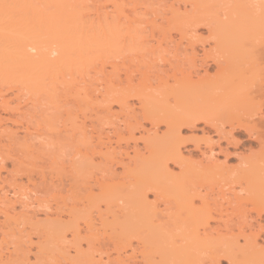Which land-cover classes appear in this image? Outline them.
<instances>
[{
  "label": "bare ground",
  "instance_id": "6f19581e",
  "mask_svg": "<svg viewBox=\"0 0 264 264\" xmlns=\"http://www.w3.org/2000/svg\"><path fill=\"white\" fill-rule=\"evenodd\" d=\"M112 1L114 2L112 3L113 11L103 6L97 8L95 16H90L85 0H0V82L19 78L18 81L25 84L24 86L35 88V86L44 85L43 81L49 78L47 83L50 86H45V89L50 91L53 102L61 103L62 101V104H65L64 100L68 101L67 99L71 98L78 105L90 106L99 99L98 96H101L102 100H99L104 103L102 111L109 116L115 113L111 102L118 103L125 111L131 107L128 98L132 95L138 97L144 118L153 123L155 138L160 137L168 141L165 140L167 144L162 147L157 145H161V141L157 144V141L145 144L147 154L137 150V144L134 147V157L133 155L128 157L127 152L131 162L126 161L129 164L126 165L124 162L122 165L124 169L126 168L123 178H128L127 181L118 180V172L116 173L113 167L118 154L113 142L120 147V140L126 138L119 122L110 121L113 125L112 131L117 137L115 141L110 134H104L105 128L97 131L93 128L97 133L95 139L92 134L95 131L92 130L93 132L90 131V133L84 120L78 124L79 122L74 120L79 117L77 116L73 118L75 122L73 120L71 122H74V126L77 123L75 128L71 124L73 129L71 136L74 141L76 140L74 144L80 145L76 151V154H81L80 157L93 159V155L99 153L105 160L101 173H92L94 181L93 184H88L90 185L87 194L89 199L91 200L95 195L93 192L95 186L101 194L105 195L127 192L128 194L123 197L124 199L127 197L126 203L136 212L142 227L146 230L152 228L154 233L160 236L163 242L161 255L164 264H204L201 262L199 252L201 249L211 252L214 264H220L221 259L225 257H229L230 264H234L238 256L236 248L241 250L240 252L264 251V248L257 249L260 244L258 243L260 232L245 234L243 227H238L239 233L231 235L232 240H229L227 236L220 233L219 228L211 226V221L219 218L214 210L227 212L230 206L236 204L238 212L244 213L242 215L245 216L248 212V209L244 208L245 203L252 202L256 205L264 203V173H259L261 170L264 171V0H184L191 5V8L187 9L185 4L184 11H181L182 6H175L181 0H174L164 9L160 21L157 19L159 9L155 7L156 4L162 6L159 0H145L142 3L141 0H127L129 4L134 1L132 8L125 0ZM140 4L144 7L138 8ZM127 7L131 10L128 11ZM200 25L208 28L209 35L206 38L203 37L204 40L199 39L201 35H196ZM174 29L180 33L179 40H176L172 34ZM232 34L238 37L234 47L228 41L232 39H228ZM150 39H154L155 42L150 44ZM184 39L187 40L186 44L183 42ZM199 41L202 53L200 48V51L196 48L198 46L196 42L198 44ZM212 41L214 45L210 46ZM206 44L210 47L206 48ZM136 57L137 60L141 59L138 57H142V62L145 61V64L149 61L145 60L146 57L154 59L153 63L160 58L169 66L163 62V65L166 64L168 67L165 66L166 68L162 69L156 67L157 69H154L156 75L151 74L154 77L153 81H150V76L145 75L147 71L142 70L144 76L139 77L138 83H134V75L131 74L134 71H131L130 65L131 67L126 70L125 83H123L119 77L120 67H128V64H131L129 61L135 60ZM107 63L112 69L106 68ZM132 63H136V60ZM99 64L101 66L97 67ZM90 65H96L95 76H97H91L92 78L89 79L87 77H90L91 69L88 68ZM158 65L160 66V63ZM134 66L137 65L134 64ZM212 66L216 67L214 73H210L209 70ZM145 69L148 68L145 67ZM201 69H203L202 74ZM68 75L71 76L70 79L67 78ZM79 78L83 79L81 81L85 82L84 85H79ZM155 80L156 87L153 86L156 83ZM152 86L162 94L161 98L152 90L149 91ZM2 92L4 91L0 89V98H2L1 95L4 97ZM94 92L96 94H93ZM169 96H173L174 104ZM202 97L214 98V103H219L223 107V114L221 116H213L212 112L210 114L209 107L206 108L207 101L205 103ZM199 98L204 101L205 110H203L204 105L198 103ZM8 101L2 98L0 103L8 107ZM184 102H193L196 107L189 112L186 109V113L175 111L174 107ZM57 106L60 105L57 104ZM242 106L247 109L246 117L239 116L234 111ZM7 107L4 108L7 109ZM132 112L137 118L134 108ZM199 119L214 125L219 134L232 138H234L233 130L236 128L246 130L259 142L258 150L251 151L244 158L240 157V162L236 166L213 163L206 165L203 173L200 171V174H196L198 171L194 170L195 164L193 165L181 151L180 144L183 139L180 130L186 124L194 126ZM161 121L167 126L162 136L157 133ZM226 125L229 126L228 129ZM125 126L129 128L130 124L125 123ZM26 129L28 132L30 126H26ZM128 130L129 137L136 139L131 128ZM146 131L149 133V130ZM30 144L27 145L30 146ZM207 145L211 149L209 152L214 151L213 144ZM211 154L209 156H212ZM123 160L121 157L120 164ZM132 160H134L133 166ZM169 161L179 164V172L170 169ZM146 166L156 167V173L142 174L141 170ZM120 178H122L121 175ZM205 181L216 182L219 185V187L216 185V188H219L221 198L227 199L226 206L222 200L211 202L210 200L214 199H210L211 193L198 189L199 182L202 183L203 188H206L203 184ZM226 186L230 187L233 198L227 196ZM14 190L16 196L14 200H11L12 198L10 199L7 194L0 195V203L5 205L0 206V209L6 220L11 216V205L15 207L17 206L15 203H19L21 207H24L25 212L34 205L31 201L33 190L28 188ZM150 191H154L156 199L165 198L164 209H157L159 205L156 204V200L155 204L149 201ZM73 193L76 195L75 192ZM196 199H200L201 204H197ZM75 208L74 206L73 209ZM99 212L100 225L96 224L91 213H88L85 220L86 229L89 232V246L100 253L95 261L92 252V260L95 264H132L129 257L130 255L133 257L137 252L143 259L147 258L149 244L145 242V239L140 241L143 246L141 250L133 248L131 238L128 235L123 236L122 231H117L116 227L102 218L103 213ZM256 212L258 218H262V210L258 209ZM23 216H25L24 213ZM165 217L168 218L164 223L166 226L155 223V220ZM28 218L31 219L30 216ZM171 225L174 228L168 229ZM72 227L74 234L79 235L81 232L79 223L76 222ZM263 227L264 225H260V228ZM164 228L168 229L166 233H163ZM109 229L112 231L109 232ZM215 232L216 236H214ZM240 236L245 239V245H239ZM216 241H218L217 244ZM96 244L100 247L97 248ZM111 245L116 251L115 256H112L108 249ZM103 246H106L107 250H103ZM128 247L133 249L132 254L131 252L129 255L123 254ZM75 248L78 253L80 247ZM103 252L107 256L106 261H104Z\"/></svg>",
  "mask_w": 264,
  "mask_h": 264
},
{
  "label": "rangeland",
  "instance_id": "374dc122",
  "mask_svg": "<svg viewBox=\"0 0 264 264\" xmlns=\"http://www.w3.org/2000/svg\"><path fill=\"white\" fill-rule=\"evenodd\" d=\"M126 1L127 0H125V2ZM143 1L145 0H141V3ZM159 1L162 6L159 4L155 5V7L159 9V16L157 15V19H159L158 21L162 20V13L164 9L167 8L168 5H170V3H172L174 0ZM128 2L129 1L126 3L129 4ZM184 2V0H181L177 2V4H179H175V6H182L181 11H184L185 4L187 5V9L191 8V5H189L190 3ZM85 3L88 4L87 12L90 14V16H95V11L97 8H101L103 6L108 8L105 9L109 11L112 9L113 11L112 3L114 2L112 0H85ZM133 3L134 1H131V4H129L131 6L130 8H132ZM138 6V8L144 7L143 4L142 6L141 4ZM127 8L129 11L130 8ZM215 14H217V12ZM151 17L154 16L151 15ZM172 34L175 36L176 40H179L180 33L178 30L174 29ZM196 35H201V38L199 39L204 40L206 36L209 35L207 26H198ZM203 37L205 38L203 39ZM236 37L234 34H232V36L229 35L228 37V39L232 38L231 40H228L232 47H234L236 42H238V37ZM154 42V39H150V44ZM183 42L186 44L185 42H187V40L185 41L184 39ZM199 43L201 42L199 41L198 44L196 42V46L198 45L196 48H200V53H202L201 44ZM211 45H214L213 41L210 43V46ZM210 46L209 44H206V48ZM200 49L198 51H200ZM138 58L141 59L137 60L136 57L135 60L137 64L134 63L137 66H134L132 63L135 62V60H131L129 61L131 64H128L127 62L129 66H126L128 67H120L119 77L123 80V83H125L126 70L131 66V71H134L131 73L132 76L134 75V83H138L137 81L140 80L139 77L142 78L144 76V73L142 74V70H146L147 73L145 72V75L150 76V81H153L154 77H152V75L154 76V72H156L154 69L156 67L159 69L161 67L162 69L169 66L166 61H162L160 58V60L157 59L153 63L154 59L151 60L146 57L147 59L145 58V60H149L148 64H145V61L142 62V57ZM150 58H152V56ZM163 62L168 64V66L165 63V65H163ZM158 63H160V66ZM154 64L157 65L154 66ZM98 66L101 65L99 64L97 67ZM95 67L96 65L88 66V68L91 69V72L90 77L87 78L90 79L95 76ZM145 67L148 69H145ZM106 68L108 70L112 69L109 63H107ZM215 69V66L210 67V73H214ZM200 71L202 74L203 69ZM76 76L77 75H75V77ZM70 77V75L67 76L68 79H70ZM12 79L14 80L10 79L9 82H0V89L4 91L2 92L4 97L3 95L1 96L3 99L5 98L9 100V105L7 104L8 107L6 105L2 106L0 103V123L2 124H0V161L2 160L0 162V195L5 196L7 194L9 195L8 197H10V199L12 198L11 200H14L16 199V196L14 195V189H31L33 190L31 193V196H33L31 201H33L34 204H32L34 211L33 207H30L25 212V209H23L24 207H21L19 203H15L17 205L15 207H11L12 205L10 206V203H8V206H10V214L13 216H10V218L6 220L3 215V211L0 209V255L3 256H0V264H95V262L92 260V256L94 254L93 257L95 261H97L96 259L99 258L100 253L94 249H91L89 246V232L86 229L85 220L87 219L88 213H91L95 218L96 224L100 225L101 219H98V217H100L98 216L100 213L99 211L103 213L102 218H104L107 222H110L113 227H116L117 231H122L123 236L128 235L131 238L133 248L141 250L143 248L142 243L140 242L142 239H145V242L149 244L147 248V258L143 259L142 255L137 252L136 255L134 254L135 256L133 255L134 258L131 255L129 257V259L131 258L130 261L133 262L132 264H164V260L161 255V246L163 242L160 236L155 234L152 228L146 230V228L142 227L139 217L136 216V212L132 210L129 204L126 203L127 197L125 199L123 197V195L128 194L127 192H117L114 195H105L101 194L98 187L95 186L93 191L95 195L91 200L89 199L87 196L89 193L88 187L93 184V174L101 173V169L105 166V160L99 153L94 154L93 159L80 157L81 154H76V151H78L77 148H79L80 145L77 142V144H74L76 140L74 141L73 137L71 136L73 133L72 126H74V120H76V122L78 121V124L81 123L80 121L84 120L89 132L92 130L95 131L93 128H95L96 131L98 129L105 128L104 134H110L113 138V141H115L117 137L115 136L114 131H112L113 125L111 122L114 120L119 122L121 129L124 130L123 133L126 135V138L120 140V147L116 142H113V145L116 147V151L118 152L117 160L113 162V167L115 168L116 173L118 172V180L122 179L127 181L128 178H123L126 173V168L124 169V166L122 165L126 161L131 162L129 161L130 158L128 157L130 155H133L134 157V147L136 144L138 146H136L137 150L144 153L147 150L145 149V144L156 141L157 144L161 141V145H157L162 147L163 145L165 146L167 144L166 141H168L166 139V141L162 140L160 137L155 138V128L152 126L153 123L151 120L144 118L138 97L132 95L128 98V102L131 107H128L125 111L121 109L118 103L111 102L112 109L114 110L112 111L115 113L113 116L110 115V117L108 114H106V112L102 111V106L104 103H102L103 101L101 102V96H98V98L101 100H96L98 103L94 102L92 103L93 105L90 104V106L84 104L78 105L74 99L71 100V98H69L70 96H68V101L64 100L66 104L65 105L62 104V101L61 103H58L60 101L53 102L52 98H50V91L48 92L45 89V86H50L47 83V79L48 81L50 80L49 78H46V80L43 81L44 85H38L41 87L44 86L43 88L38 86H35V88L31 86L26 87L24 86L25 84L23 85L22 82L18 81L19 78H17L18 80H15V78ZM81 80L83 81V79H80L81 83L78 82L80 86L82 84L84 85L85 83H82ZM156 85L157 81L153 84V86L156 87ZM153 86L150 87L149 91L152 90L156 96L161 98L162 94ZM19 87H22V90H20ZM93 94L96 93L94 92ZM2 98H0V100H2ZM95 98L96 96L94 95V99ZM169 98L172 104H174L173 96H169ZM202 99H204L205 103L207 101L208 105H206V108L209 107L210 109V111L207 109L206 111L209 113L212 112L213 116H221L223 114V107L220 106L219 103H214V98L208 99L202 97ZM202 99L200 100L199 98L198 103L204 105L203 110H205V103ZM57 104L63 106L58 107ZM4 107H7V109ZM195 107L196 105L193 102H184V104L182 103L178 105V107L175 106L174 109L175 111L177 110L178 113H186L187 110L188 112L189 110L193 111ZM133 108L137 112V118L132 112ZM234 111L239 116L246 117L247 109L245 106H242ZM77 116L79 117L75 119L74 117ZM116 116L117 118H115ZM127 116L132 118L129 117L128 121ZM72 120L74 121L73 123H71ZM125 123L130 124L129 128H131L133 133H135V135H133L136 137V139L134 137L131 138V136L129 137V128L125 126ZM71 124L73 125L71 126ZM26 126H30V129H28L30 132H26ZM75 126L77 127V123ZM225 127L226 129L229 128L228 125ZM166 129V123L161 121L159 123L157 133L162 136V133L165 132ZM146 130H149V133ZM96 131L95 133H92L94 134L95 139L97 138L95 137L97 135ZM180 134L183 139V142L180 144L181 151L186 158H189L192 161L193 165L195 164L194 170L196 169L195 171H198L196 174H200V171L203 173V169L206 168L205 166L211 165L213 163H226L228 166H236L240 162V157L244 158L245 155L247 156L249 153H251V151L258 150L259 148V142L251 137L246 130L236 128L233 130L234 138L230 136H224L223 134H219L216 131L214 125L211 123H206V121L203 119H199V121H197L194 126L189 124L184 125L181 127ZM105 139L107 140L106 137ZM207 142L210 143V145L213 144V146H211L213 147L214 151L212 150V152H209L210 148L207 145ZM27 144H30V146ZM103 150L106 151V148L103 147ZM127 152L129 153L128 157L126 154ZM145 153L147 154L148 152ZM210 154L212 156H209ZM121 157L124 160L120 164L119 160H121ZM209 157L211 158L209 159ZM217 159H219V161H217ZM207 160L209 162H207ZM128 162L125 164H129ZM133 162L134 160H132V166ZM169 167L175 172H179L180 170L179 164H176L173 161H169ZM156 171V167L146 166L141 170V173H147L146 175H151L156 173ZM259 173H264V171L261 170ZM120 175L122 178H120ZM88 184L90 185L88 186ZM203 184L206 188H203L204 186L202 187V183L199 182L197 183L198 189L202 192L211 193L210 199L214 198L210 200L211 202H214L215 200H222V202L224 201V206H226L227 199L221 198L222 195L218 192L219 188H216L217 186L219 187V185H217L216 182L207 183L205 181ZM226 187L225 188L227 190L225 191L228 192L227 196L233 198V196H231L233 193L231 189L229 190L230 187ZM236 188H238V186H236ZM126 190L129 191V189ZM73 192H75L76 195ZM148 199L150 202H153V204H155L156 200V204L159 205V207H157L158 210L165 208V198L159 197L156 199L154 191L149 192ZM196 203L201 204V200L196 199ZM244 205V208L248 209V212L245 214L246 218L242 215L244 213L240 214L241 212H238L239 210L236 209V204H234V206H230L231 208L227 205L229 207L227 212L214 210L217 218L218 216L219 218L218 220H212L211 226H213V228H219L220 233L227 236L229 240H232L231 235L239 233L238 227H243L245 234L260 232V237L258 236V243L260 244L257 249L264 248V227L260 228V225H264V203H259L256 205L250 202L245 203ZM0 206L5 205L2 204ZM74 206L76 207L75 209H73ZM14 208L16 209L14 210ZM258 209L262 210V218H258L257 216L256 210ZM71 211H73L72 214ZM23 213L27 218L23 216ZM249 215H251L250 218ZM29 216L30 218L32 216L33 217L29 219ZM167 219L168 218L165 217L160 220H155V223L166 226L164 223ZM16 221L17 223L19 221L18 225ZM76 222L79 223L81 228L79 235H75L73 232L72 226ZM225 222L227 226H225ZM170 228L172 229L174 227L171 225L168 227V229ZM168 229L164 228L163 233H166ZM108 231L111 232L112 230L109 229ZM216 235L217 233L215 232L214 236ZM177 239L180 241L179 237H177ZM218 241L215 243L217 244ZM238 242L239 245L246 244V241L242 236L239 237ZM96 246L97 248L100 247L99 244H96ZM75 247H80V251H78V253L75 250ZM102 249L107 250L106 246H103ZM108 249L112 256L116 255V251L113 250V245L108 246ZM40 250H43V252H40ZM125 251H123V254L129 255V252L133 251V249L128 247L125 249ZM235 251L238 253V256L234 264H264L263 250H258L260 252L257 251V253L253 250L240 252L241 250L236 248ZM199 252L200 257L202 258L201 262L204 264H214L211 252L209 250L205 251L201 249ZM103 258L104 261L107 260L105 252H103ZM220 264H230L229 257L222 258Z\"/></svg>",
  "mask_w": 264,
  "mask_h": 264
}]
</instances>
